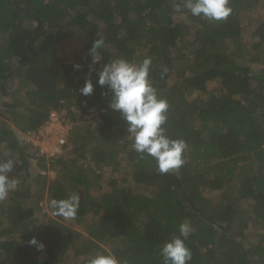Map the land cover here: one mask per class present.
Here are the masks:
<instances>
[{"label": "trees", "instance_id": "trees-1", "mask_svg": "<svg viewBox=\"0 0 264 264\" xmlns=\"http://www.w3.org/2000/svg\"><path fill=\"white\" fill-rule=\"evenodd\" d=\"M182 3L0 0V163L13 159L19 181L0 200V264H87L98 253L163 264L160 248L185 221L188 264H264V0H229L221 21ZM94 39L104 41L95 64ZM67 49L87 56L68 64ZM117 58H151L166 134L188 146L179 169L160 174L109 108L98 72ZM53 112L71 127L48 159L24 136Z\"/></svg>", "mask_w": 264, "mask_h": 264}, {"label": "clouds", "instance_id": "clouds-1", "mask_svg": "<svg viewBox=\"0 0 264 264\" xmlns=\"http://www.w3.org/2000/svg\"><path fill=\"white\" fill-rule=\"evenodd\" d=\"M177 11L186 9L196 17L210 21L227 19L232 9L229 0H183L182 6L176 5ZM104 46L102 39H94L90 55L95 64L99 62V50ZM151 58H145L141 63H133L125 58H117L103 65L98 72L97 83L106 86L112 96L109 108L120 113L127 124V133L133 137V148L141 157H151L155 160L157 171L166 174L179 169L184 163V153L187 143L183 139H172L166 134L164 125L167 122L168 101L162 98L150 79ZM79 68L80 65H75ZM91 70V69H90ZM168 69L163 68L162 74ZM94 91L91 78L85 80L80 93L89 96ZM14 160L8 159L0 163V200L6 199L15 190L19 181L9 176L14 170ZM195 231L190 222L179 225V235L173 236L160 248L163 264H188L192 260V252L186 241ZM38 250L44 244L36 237L29 242ZM87 264H120L112 254L98 253L90 257Z\"/></svg>", "mask_w": 264, "mask_h": 264}, {"label": "rangeland", "instance_id": "rangeland-1", "mask_svg": "<svg viewBox=\"0 0 264 264\" xmlns=\"http://www.w3.org/2000/svg\"><path fill=\"white\" fill-rule=\"evenodd\" d=\"M60 55L64 59V61H66L68 64L78 62V61L82 60V58H85L87 56V54L85 52L83 53L79 49H77V50L75 49L74 51H72L71 49H67L65 51H61ZM215 84L216 83H211L210 87L214 88L216 86ZM59 118H60V123L63 122V124L65 126L69 125L65 121V119H63L60 115H59ZM52 132L53 133H51L48 136L46 135L47 134L46 131L43 132V135H40L38 132V133H36V135L34 137L30 136V134L27 133L24 137L26 140L29 138V141H33V139H34L35 141H37V143H39L38 145L41 144L39 147L42 148V152L40 151V153L45 154L46 158L51 159V158L55 157V155L51 154V149H52L53 145L56 143V138H57V134H55V130H52ZM33 167H34V165H33ZM34 169H35V167H34ZM47 174H48L47 175L48 179L53 178L55 175V173L51 170L49 172H47ZM212 195H215V193H212ZM67 256H68V259L72 258V256H73L72 250L68 251Z\"/></svg>", "mask_w": 264, "mask_h": 264}, {"label": "built area", "instance_id": "built-area-1", "mask_svg": "<svg viewBox=\"0 0 264 264\" xmlns=\"http://www.w3.org/2000/svg\"><path fill=\"white\" fill-rule=\"evenodd\" d=\"M52 130H55V134H57V138H56V143L53 145L51 149V154L57 155L58 153L62 151L63 147L67 143V136L70 131V126L69 125L65 126L63 122L60 123L59 115L56 112H53L50 116V120L48 121V123L43 128H41L38 132L40 135H43V132L46 131L47 132L46 135L48 136L51 133H53ZM38 132H35V133L33 132V133H28V134L34 137L36 133ZM27 140L29 141V138ZM30 142H32L35 146L39 148V153L40 151L42 152V148L39 147L41 144L38 145L39 143H37V141H35L34 139L33 141H30Z\"/></svg>", "mask_w": 264, "mask_h": 264}]
</instances>
